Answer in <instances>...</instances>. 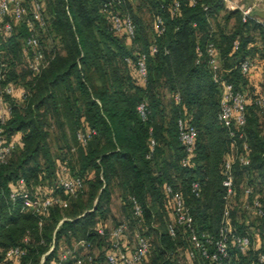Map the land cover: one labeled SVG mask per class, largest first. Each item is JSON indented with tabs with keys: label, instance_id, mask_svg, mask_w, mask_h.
Wrapping results in <instances>:
<instances>
[{
	"label": "trees",
	"instance_id": "1",
	"mask_svg": "<svg viewBox=\"0 0 264 264\" xmlns=\"http://www.w3.org/2000/svg\"><path fill=\"white\" fill-rule=\"evenodd\" d=\"M27 1H30L27 17L33 21L32 0H24V3ZM39 1L45 26L39 28L35 21L33 24L43 49L40 34L50 39L49 64L23 85V99L15 101L8 95L2 96L10 107L9 116L0 122L2 135L7 142H12L16 134H20V138L0 167V264H41L42 259V264H50L63 248L72 247L73 240L75 244L79 240L90 242V250L93 243L104 240V263L110 242L107 236L98 235L96 228L104 227L102 220L109 210L112 188L118 190L120 199L131 211L129 218L118 224L125 223L130 230L146 238L145 218L149 220L151 212L155 214L160 210L161 199L167 200L163 192L165 185L182 193L193 218L194 231L216 236L226 204L221 167L231 152L232 140L236 143L237 158L246 155L249 161L248 165H242L236 159L232 166L235 189L232 198H243L238 205L243 211L247 210L245 203L259 202L262 215L245 212L262 218L263 230L264 200L255 195L264 191V110L246 95L245 125L238 130L233 127L235 136L230 138L229 131L217 117L221 91L212 79L205 56L196 63V47L204 50L206 44L213 43L222 57L221 65L229 69L224 79L244 93L249 88L248 77L242 75L239 68L234 70L226 65L246 58L244 41L235 34L225 38L222 34L215 36L208 28V16L223 9L220 1L200 0L190 5L188 0H123L120 6H111L110 11L117 9L133 20L135 38L131 43L110 29L109 13L102 10L108 0ZM176 2L179 7L173 13ZM203 4L207 10L203 9ZM144 9L152 19L148 26L141 16ZM156 18L163 22L161 35L153 30ZM12 32L13 28L10 34ZM30 34L26 23L20 21L17 32L5 40L0 50L2 87L17 83L13 64L22 52V42L28 49ZM236 39L239 47L232 52ZM57 44L63 52L56 50ZM153 45L157 52L151 54ZM137 53L146 55L144 80L137 73ZM141 103L146 104L145 119L137 111ZM179 119L197 132L187 166L181 165L185 151L178 139ZM52 122L64 141L57 157L48 141ZM86 129L94 130L95 134L83 145L77 133ZM69 138L79 146L71 160L73 164L69 162L70 167L65 164L67 152L72 149ZM150 139L155 142L153 148ZM64 151L66 154L62 153ZM63 166L71 176L84 181L83 191L75 197L66 195L58 185L57 172ZM21 179L23 189L30 195L41 192L58 197L59 189L66 199L59 198L65 200L67 206L54 203L41 217L23 212L22 200L9 199ZM53 179L54 186H51ZM194 181L201 187L199 197L191 192ZM87 188L84 201L82 197ZM246 189L250 190L247 196ZM131 198L141 207L139 218L133 215ZM238 207L230 206L229 210H238ZM61 210L72 211L64 217ZM172 221L161 225L143 264H175L173 256L178 245L188 244L186 251L192 249L187 230L178 226L176 236L170 235L167 225ZM244 224L246 226L235 230L251 240L246 230L254 233L255 229L249 222ZM252 242L253 239L247 249L230 243V263L255 264L257 256L264 251V239L256 249H252ZM15 247L24 251L18 263L5 258V252ZM96 259L94 264H101ZM185 259L187 264L186 254ZM196 260L211 264L198 253L194 264Z\"/></svg>",
	"mask_w": 264,
	"mask_h": 264
},
{
	"label": "built area",
	"instance_id": "2",
	"mask_svg": "<svg viewBox=\"0 0 264 264\" xmlns=\"http://www.w3.org/2000/svg\"><path fill=\"white\" fill-rule=\"evenodd\" d=\"M134 1V0H128ZM200 0H188L190 5H195ZM222 5H232V9H238L241 13V20L243 23L255 22L260 26L264 32V22L254 15H252V7L243 4H232V0H219ZM123 0H108L103 5V12L109 13L110 29L118 35H122L127 43H131L135 38V24L128 14L120 13L117 9L110 11L111 6H120ZM228 3V4H227ZM179 4L176 2L172 8V12H176ZM203 9L207 10V6L203 4ZM31 14L32 20L38 23L39 28H44L45 21L43 17V6L39 0L31 1ZM8 19V20H7ZM6 20V21H4ZM9 20L23 21L26 23L30 36L27 38L26 56L30 71L34 76L40 74L49 64L43 47L38 38V32L35 28L33 21L27 17V9L24 5V0H0V22L3 21V31L5 34H10L12 31V24ZM154 33L161 35L164 32L163 22L160 18H156L153 23ZM239 47V41L236 39L232 44V52H235ZM264 47V39H263ZM151 54L157 52V48L153 45L150 47ZM196 63H199L203 56L206 58V64L212 73V79L216 85L219 86L221 95L219 100L218 120L229 131V137L233 138V127L237 130L245 125V107L248 103L246 94L243 91L234 88L233 84L227 79H224L223 73L227 72L222 68L219 54L216 46L213 43H208L204 50L200 46L196 47ZM137 73L141 79H145L147 75L146 68V55L144 53H137ZM2 67V66H1ZM0 67V100L3 95L10 97H17L23 99L25 96L24 90L16 92L15 87L7 85L2 87L1 81L3 79L2 70ZM238 68L242 75L249 78L254 69V63L245 58L238 63ZM174 99L179 101V97L175 96ZM254 103L264 110V95L255 98ZM4 110L0 113V122L3 123L10 114V107L7 103L4 104ZM142 119L146 118L147 108L145 103L137 106ZM178 139L184 147L185 157L181 160L182 166L190 164V158L193 153V147L196 140V129L187 124L183 119L177 122ZM3 130L0 128V167L4 164L14 148V142H7L3 135ZM95 134L94 130L86 129L77 133L78 141L85 145L88 139ZM241 136V135H240ZM155 145L154 140L150 139V147ZM246 149V145L243 146ZM230 156H226L223 160L221 167L222 186L225 189L226 204L223 210L220 227L216 236L207 233L197 234L193 228V218L190 214L189 208L185 204L184 197L181 192L174 190L169 185H165L163 192L167 199L168 206L171 210L173 221L167 225L168 231L172 237L176 236V227L180 226L189 232L188 240L192 245V249L186 251L187 264H194V259L197 253L203 258L208 260L211 264H231L229 244H238L242 248L247 249L251 245V240L246 235H239L233 224L230 215V210L227 205V199L232 198L235 193L234 189V176L232 166L236 159L240 164L248 165L246 155L236 156L237 148L236 143L232 140L230 145ZM60 178L58 185L63 189L64 193L69 196H77L83 191L84 181L80 177L71 176L66 167H61ZM24 181L21 179L17 182L16 186L9 194V199L15 201L22 200V211L30 212L36 216H43L48 212V208L54 203H59L63 207L67 206L65 200L59 197L37 193L30 195L28 191L23 189ZM201 187L199 182L194 181L191 184V192L195 197H199ZM250 193L249 189L245 190V195ZM133 204V215L139 218L142 210L138 202L131 198ZM247 213H255L262 215V210L259 208V202L255 200L253 205L244 204ZM255 210H251V209ZM42 222H39L41 225ZM96 232L100 236H107L110 242V248L106 251L104 256V264H143L150 252L149 240L138 231H131L127 224L121 223L111 227L106 231L105 227L99 226ZM80 245L82 251H78L75 247ZM73 247L63 248L56 259L52 260L50 264H94L96 257L90 253L91 243L86 240H79ZM52 247L50 248L51 251ZM49 251V252H50ZM24 251L19 247L8 249L5 252V258L12 260L16 263L19 262ZM43 263V259L41 264ZM255 264H264V251L261 252Z\"/></svg>",
	"mask_w": 264,
	"mask_h": 264
},
{
	"label": "rangeland",
	"instance_id": "3",
	"mask_svg": "<svg viewBox=\"0 0 264 264\" xmlns=\"http://www.w3.org/2000/svg\"><path fill=\"white\" fill-rule=\"evenodd\" d=\"M232 1H233L232 4H237V5L243 4L245 6L252 7V15H254L255 17H257L258 19L264 22V0H232ZM29 3L30 1H27V3H24L27 9V12L30 10ZM230 6L232 5H227V7L226 5H223L222 10L213 12L212 14H210L208 16L209 18L208 28L212 32V34L215 36L222 34V36H224L225 38V37H230L231 35L235 34L237 36V39L243 40L246 46L245 47L246 58L250 59L254 63V69H253L254 71L256 69V66H258L256 55L260 56L264 60L263 30L260 28L258 24L252 21L249 24L242 26L240 11L236 8L232 9V7ZM141 12H142L141 16H143L142 18L146 20L147 22L146 24L148 26V24L150 23L152 19L145 12V9L142 10ZM45 14L47 15V12H45ZM9 21L13 26L12 34H5L3 31L4 22L3 21L0 22V50L2 46L4 45L5 40L8 37L15 34L19 28L20 22L14 21V20H9ZM40 36H41L42 44L45 49V56L48 60H50V57L52 54L51 53L52 44L50 42V39L48 35L45 36L44 34H40ZM21 48H22V52H21L22 54L20 53L19 57L15 60L13 64V67L16 73L17 83L12 84V85L15 87L16 92H18V90H24L23 85L26 82H29L30 80H32L34 77L33 73L29 69V65L27 62V56H26V46L24 45L23 42L21 43ZM56 48H57L56 50H60V52H63L61 50L60 45L57 44ZM218 54H219L220 62L222 63V59H221L222 57L219 51H218ZM232 61L233 62L227 63L226 65H229L228 66L229 68L237 70L238 69L237 63L240 61L239 60L237 61L232 60ZM222 68L224 70L228 69L224 66H222ZM253 73H251V75ZM257 84L258 85L256 88L249 87L247 90H245V94L247 95L250 101H253L255 98L264 95V71L260 73L259 81H257ZM218 89H220L219 86H218ZM12 99H14L15 101L20 100L16 96L13 97ZM5 103L7 102H5L4 98H2L0 100V113L3 112ZM49 133H50L49 140H48L49 146L54 156L57 157L60 154L59 148L64 147V141L60 137V131L58 130L57 126L53 122L49 126ZM19 136L20 134H16L12 139L15 145L17 144V142H19V138H18ZM68 143L72 145V149L70 150V152H67V156L65 157L66 158L65 164L70 167L71 165L69 164V162L73 164L71 160L77 153L79 146L75 145L70 138L68 140ZM62 153L66 154V151ZM228 156H230V152L228 153ZM41 164L43 163L41 162ZM58 171H59V168H58ZM57 175L60 178L61 176L60 171L57 172ZM41 176L44 177L43 174ZM46 180L50 182L47 179V177H46ZM51 183H52L51 186H54V179L51 181ZM239 189H240V192H242L243 184L240 185ZM37 191H41V188H37ZM87 191H88V188L86 189L85 196L82 197L84 201L87 199ZM57 194L58 195L56 196L66 199L64 194H62V192L59 189L57 190ZM255 196L256 197L261 196V198L264 200V191L260 193V195L256 194ZM242 200H243L242 197L237 198V200L235 198L227 199L228 208H230V206L233 208H237L238 205L242 202ZM69 203L70 202H68V204ZM158 208H160V210H156L157 213L154 214L155 211L151 212V218H149V220L145 218V226H143V229H145V232L147 234L149 243L152 244V246H154L155 244L157 234H158L157 232L159 228L161 227V225L162 224L165 225L166 223H168L169 221L173 219V216L168 206L167 200L161 199L158 203ZM71 211L72 210H61L64 217L67 216ZM230 212L232 214L231 215L232 224L235 229H239L240 227L246 226L244 222H249L250 226H252L255 229L253 231L254 233L246 230L249 233L251 240L253 239L252 249L253 248L256 249L258 246H260L261 245L260 242L264 239V228L263 230L261 229V227L263 226V219L255 215H252V214H247L245 211H243L239 207H238V210H234V211L230 210ZM130 215H131V211H130L129 206L120 199L118 190L112 188V196L109 202V210H107V212L105 213V218L102 220L104 227L107 230H109L111 227L118 224L119 222L127 220ZM257 228H259V230H256ZM245 229L247 228L244 227V230ZM131 231H132V228H131ZM75 242L76 241L74 240L72 241L71 243L72 247L75 246L74 245ZM75 247L77 248L78 251L83 250L80 245H76ZM188 247H189L188 244H183V245L180 244L177 246L176 254H174L173 256L174 257L173 260L175 264H186V259H185L186 253L185 252ZM105 249H106V242L104 240L102 241V243L95 242L93 243V247L90 250V253H92L96 258H98L96 259L97 262L104 264L102 254L103 252H105L104 251ZM149 260H150V257L148 258L147 263L149 262ZM196 263L197 264H208L206 262H202L201 260H198V261L196 260Z\"/></svg>",
	"mask_w": 264,
	"mask_h": 264
},
{
	"label": "crops",
	"instance_id": "4",
	"mask_svg": "<svg viewBox=\"0 0 264 264\" xmlns=\"http://www.w3.org/2000/svg\"><path fill=\"white\" fill-rule=\"evenodd\" d=\"M257 56V62H258V66H256V69L252 72L253 74L249 76L248 78V86L249 87H253L256 88L257 87V81H259V77H260V73L264 71V60L258 56ZM20 138V136L18 137ZM248 223V222H247Z\"/></svg>",
	"mask_w": 264,
	"mask_h": 264
}]
</instances>
